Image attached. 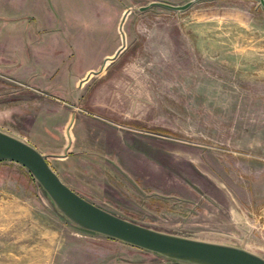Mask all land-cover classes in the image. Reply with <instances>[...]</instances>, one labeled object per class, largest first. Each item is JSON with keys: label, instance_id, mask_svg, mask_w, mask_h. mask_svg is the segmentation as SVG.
<instances>
[{"label": "rangeland", "instance_id": "1", "mask_svg": "<svg viewBox=\"0 0 264 264\" xmlns=\"http://www.w3.org/2000/svg\"><path fill=\"white\" fill-rule=\"evenodd\" d=\"M149 1L0 0V129L116 215L264 256V8ZM30 176L0 159V264H186L76 226Z\"/></svg>", "mask_w": 264, "mask_h": 264}, {"label": "water", "instance_id": "2", "mask_svg": "<svg viewBox=\"0 0 264 264\" xmlns=\"http://www.w3.org/2000/svg\"><path fill=\"white\" fill-rule=\"evenodd\" d=\"M192 1L186 0L180 4H171L152 0L147 4L138 6L137 9L143 10L150 5L184 9ZM259 1L264 8V0ZM123 17L124 14L121 16L120 23ZM120 35L123 41L121 31ZM121 45L111 56H105L103 62L113 58ZM100 68L90 70V72L96 73ZM0 159H9L23 165L50 198L54 207L82 229L114 238L155 252L166 259L186 264H264V256L242 245L196 239L160 231L116 215L92 203L60 179L49 165L45 154L24 139L1 129Z\"/></svg>", "mask_w": 264, "mask_h": 264}, {"label": "crops", "instance_id": "3", "mask_svg": "<svg viewBox=\"0 0 264 264\" xmlns=\"http://www.w3.org/2000/svg\"><path fill=\"white\" fill-rule=\"evenodd\" d=\"M22 16L23 15H18V16H12V15H9V16H5V15H2V17H4V18H1V20L4 22V23H6V25L4 26V27H6V26H9V28H17V27H19L20 25H19V21L21 22V18H22ZM16 23V24H15ZM3 25V24H2ZM3 27V26H2ZM3 27V28H4ZM11 30V29H10ZM16 32H17V30H16ZM17 36H18V33H16V38H17ZM9 41V40H8ZM4 46H5V48L6 49H8V43H5V44H3ZM12 46V45H11ZM10 60V59H9ZM34 146V145H33Z\"/></svg>", "mask_w": 264, "mask_h": 264}, {"label": "trees", "instance_id": "4", "mask_svg": "<svg viewBox=\"0 0 264 264\" xmlns=\"http://www.w3.org/2000/svg\"><path fill=\"white\" fill-rule=\"evenodd\" d=\"M27 171H28V170H27ZM28 173H29V172H28ZM29 174H30V173H29ZM30 175H31V174H30ZM31 176H32V175H31ZM31 176H30V177H31Z\"/></svg>", "mask_w": 264, "mask_h": 264}]
</instances>
